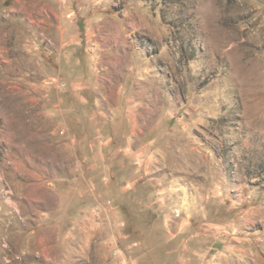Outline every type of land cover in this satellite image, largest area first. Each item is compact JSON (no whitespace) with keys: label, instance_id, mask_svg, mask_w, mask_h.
Here are the masks:
<instances>
[{"label":"rangeland","instance_id":"374dc122","mask_svg":"<svg viewBox=\"0 0 264 264\" xmlns=\"http://www.w3.org/2000/svg\"><path fill=\"white\" fill-rule=\"evenodd\" d=\"M0 264H264V0H0Z\"/></svg>","mask_w":264,"mask_h":264}]
</instances>
